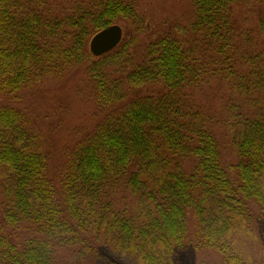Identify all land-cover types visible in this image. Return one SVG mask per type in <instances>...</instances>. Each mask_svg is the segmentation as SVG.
I'll use <instances>...</instances> for the list:
<instances>
[{
	"label": "trees",
	"instance_id": "16d2710c",
	"mask_svg": "<svg viewBox=\"0 0 264 264\" xmlns=\"http://www.w3.org/2000/svg\"><path fill=\"white\" fill-rule=\"evenodd\" d=\"M249 1L191 0L202 53L164 35L135 59L134 37L98 57L88 49L119 19L143 30L132 0H0V93L84 63L107 109L124 85L164 89L106 111L69 150L58 183L27 116L0 105V264H67L55 257L61 248L75 264H179L187 245L215 251L220 264H264L249 246L264 220V15L261 48L231 56L233 7ZM206 57L229 69L224 125L237 161L228 167L212 117L189 100L209 74ZM5 227L34 234L19 243Z\"/></svg>",
	"mask_w": 264,
	"mask_h": 264
},
{
	"label": "rangeland",
	"instance_id": "374dc122",
	"mask_svg": "<svg viewBox=\"0 0 264 264\" xmlns=\"http://www.w3.org/2000/svg\"><path fill=\"white\" fill-rule=\"evenodd\" d=\"M132 1L136 4L138 13L144 17L143 30L137 33L136 26L129 20L119 19L116 24L123 30L124 41L134 37L135 59L141 55L143 47L148 42L164 35L186 39L195 48L196 54L199 51L202 53L199 37L190 30L193 15L191 0ZM263 15L264 0H251L233 7L234 51L231 56L235 60H239L245 51L256 52L261 48L263 43L257 24ZM205 59L202 61L208 67L209 74L201 77V84L189 89V100L195 107L204 110L212 117L214 131L220 142L222 159L224 165L228 167L237 161L229 131L224 125L227 114L225 102L232 91H229L228 80L221 78L224 77L222 68H225L227 72L229 69L227 64L223 63L222 57L216 58L215 62L212 61L213 63L208 57ZM88 65L89 63L73 65L59 75L45 76L33 86L14 95L0 93V105H10L22 111L27 116L31 127L39 134L42 150L48 158L49 177L56 183L59 181L69 150L94 131L106 111L116 107L122 108L137 97L164 90L159 84H147L140 87L124 85L126 86L124 99L113 108L107 109L98 103L95 84L88 73ZM234 69L237 70L235 66ZM113 73L115 75L117 72ZM120 196L116 195L118 205ZM0 218H2L1 209ZM255 227H257L255 230L257 238L249 244L250 253L255 259H264L262 253L264 251V220L259 221ZM4 231L13 241L19 243L34 234L27 227L15 229L5 227ZM70 252L68 248H61L57 250L55 257L60 263L75 264L71 262ZM220 263L221 256L215 251L195 249L191 245H187L179 259V264ZM79 264H89V262L82 260Z\"/></svg>",
	"mask_w": 264,
	"mask_h": 264
},
{
	"label": "water",
	"instance_id": "95a60500",
	"mask_svg": "<svg viewBox=\"0 0 264 264\" xmlns=\"http://www.w3.org/2000/svg\"><path fill=\"white\" fill-rule=\"evenodd\" d=\"M123 30L118 24H111L96 32L89 40V51L95 56H101L113 50L122 40Z\"/></svg>",
	"mask_w": 264,
	"mask_h": 264
}]
</instances>
